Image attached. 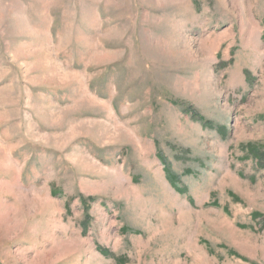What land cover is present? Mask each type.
Masks as SVG:
<instances>
[{"label": "rangeland", "instance_id": "374dc122", "mask_svg": "<svg viewBox=\"0 0 264 264\" xmlns=\"http://www.w3.org/2000/svg\"><path fill=\"white\" fill-rule=\"evenodd\" d=\"M251 143L264 0H0V264H264Z\"/></svg>", "mask_w": 264, "mask_h": 264}, {"label": "trees", "instance_id": "16d2710c", "mask_svg": "<svg viewBox=\"0 0 264 264\" xmlns=\"http://www.w3.org/2000/svg\"><path fill=\"white\" fill-rule=\"evenodd\" d=\"M246 156L253 158L257 162L258 170H262V171L264 170V148L254 143L248 144ZM253 217L264 219V216L259 213H254ZM230 253H232L233 255H236L237 257H240V255L236 252H230Z\"/></svg>", "mask_w": 264, "mask_h": 264}]
</instances>
